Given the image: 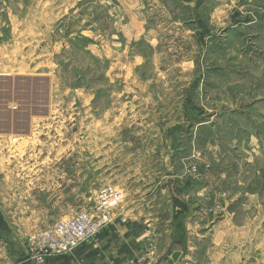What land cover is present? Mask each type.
Returning a JSON list of instances; mask_svg holds the SVG:
<instances>
[{"label":"rangeland","instance_id":"374dc122","mask_svg":"<svg viewBox=\"0 0 264 264\" xmlns=\"http://www.w3.org/2000/svg\"><path fill=\"white\" fill-rule=\"evenodd\" d=\"M106 186L142 262L264 264V0H0V256Z\"/></svg>","mask_w":264,"mask_h":264},{"label":"built area","instance_id":"2783aa9c","mask_svg":"<svg viewBox=\"0 0 264 264\" xmlns=\"http://www.w3.org/2000/svg\"><path fill=\"white\" fill-rule=\"evenodd\" d=\"M122 193L111 186L100 189L95 211L83 210L47 226L29 237V249L37 264H46L50 256L69 254L111 221L110 206Z\"/></svg>","mask_w":264,"mask_h":264},{"label":"crops","instance_id":"0c3cea01","mask_svg":"<svg viewBox=\"0 0 264 264\" xmlns=\"http://www.w3.org/2000/svg\"><path fill=\"white\" fill-rule=\"evenodd\" d=\"M136 233V229H131L128 224L118 221L110 222L104 228L98 230L90 239L74 248L67 255L54 256L47 259L46 264H157L156 261L142 262L137 246H132L131 237ZM132 244V245H131ZM0 258L5 260L4 264H35L25 249L13 253L9 256L7 243L3 240ZM150 254H147L149 256ZM13 258L11 263L7 258ZM164 260V258H163ZM158 264H162L158 261ZM164 264H168L164 260Z\"/></svg>","mask_w":264,"mask_h":264},{"label":"water","instance_id":"95a60500","mask_svg":"<svg viewBox=\"0 0 264 264\" xmlns=\"http://www.w3.org/2000/svg\"><path fill=\"white\" fill-rule=\"evenodd\" d=\"M179 256H180V252L179 251H174L173 253L170 254V256H165L164 260L168 264H172L173 262L178 260Z\"/></svg>","mask_w":264,"mask_h":264}]
</instances>
